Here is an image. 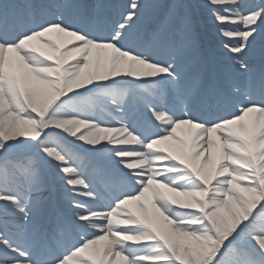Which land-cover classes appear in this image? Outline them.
Returning <instances> with one entry per match:
<instances>
[{"label":"snow or ice","instance_id":"6c2138e0","mask_svg":"<svg viewBox=\"0 0 264 264\" xmlns=\"http://www.w3.org/2000/svg\"><path fill=\"white\" fill-rule=\"evenodd\" d=\"M0 264H264V0H0Z\"/></svg>","mask_w":264,"mask_h":264},{"label":"bare ground","instance_id":"6f19581e","mask_svg":"<svg viewBox=\"0 0 264 264\" xmlns=\"http://www.w3.org/2000/svg\"><path fill=\"white\" fill-rule=\"evenodd\" d=\"M116 2L124 3V2H126V0H116ZM217 43H218V42H217Z\"/></svg>","mask_w":264,"mask_h":264},{"label":"rangeland","instance_id":"374dc122","mask_svg":"<svg viewBox=\"0 0 264 264\" xmlns=\"http://www.w3.org/2000/svg\"><path fill=\"white\" fill-rule=\"evenodd\" d=\"M197 2H200V0H197Z\"/></svg>","mask_w":264,"mask_h":264}]
</instances>
